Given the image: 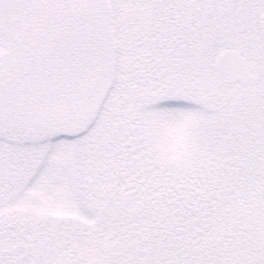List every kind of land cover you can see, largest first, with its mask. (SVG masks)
<instances>
[{"label":"snow or ice","instance_id":"6c2138e0","mask_svg":"<svg viewBox=\"0 0 264 264\" xmlns=\"http://www.w3.org/2000/svg\"><path fill=\"white\" fill-rule=\"evenodd\" d=\"M0 264H264V0H0Z\"/></svg>","mask_w":264,"mask_h":264}]
</instances>
